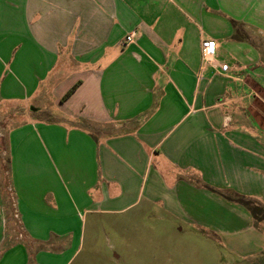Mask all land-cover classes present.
<instances>
[{
    "label": "crops",
    "instance_id": "1",
    "mask_svg": "<svg viewBox=\"0 0 264 264\" xmlns=\"http://www.w3.org/2000/svg\"><path fill=\"white\" fill-rule=\"evenodd\" d=\"M0 102L26 108L7 137L23 238L0 188V264H68L88 214L141 199L264 232L204 187L264 204V0H0Z\"/></svg>",
    "mask_w": 264,
    "mask_h": 264
},
{
    "label": "rangeland",
    "instance_id": "2",
    "mask_svg": "<svg viewBox=\"0 0 264 264\" xmlns=\"http://www.w3.org/2000/svg\"><path fill=\"white\" fill-rule=\"evenodd\" d=\"M25 109L0 102V188L7 202L8 228L15 236L20 227L11 190L7 137L21 118L9 119V114L20 116ZM246 225L236 217L235 227L245 228L244 232L221 237L171 215L161 204L141 199L123 211L88 214L68 264H264V232H250ZM258 227L263 228L264 221ZM10 240L16 241L12 236Z\"/></svg>",
    "mask_w": 264,
    "mask_h": 264
},
{
    "label": "trees",
    "instance_id": "3",
    "mask_svg": "<svg viewBox=\"0 0 264 264\" xmlns=\"http://www.w3.org/2000/svg\"><path fill=\"white\" fill-rule=\"evenodd\" d=\"M78 87V84L75 85L66 95V97H69L71 94H73V92L76 90V88ZM205 188H208L210 190H213L215 192H218L219 194H221L224 198H226L229 201L238 203L240 205H243L244 207H246L250 213L253 216V219L255 221V225L258 227L259 224L261 222L264 221V204L251 199L249 197L240 195L236 192L233 191H225V192H221V191H216L214 189H212L211 187L204 185Z\"/></svg>",
    "mask_w": 264,
    "mask_h": 264
},
{
    "label": "built area",
    "instance_id": "4",
    "mask_svg": "<svg viewBox=\"0 0 264 264\" xmlns=\"http://www.w3.org/2000/svg\"><path fill=\"white\" fill-rule=\"evenodd\" d=\"M134 37H135L134 34H130V35H128L127 38H126L127 43H128V44H129V43H132V42L134 41ZM214 53H215V45H214L213 43H211V42H207V43H205V54H206L207 56H213ZM222 69H223V71H227V70L229 69V66L224 64V65H222ZM14 206H15V201H14ZM15 211H16V210H15ZM15 217L18 219L19 227H21V226H20V223H21V222H20L19 215H18L17 212H15ZM20 230H22V228H20ZM18 234H19L18 237L23 238V235L20 234V231L18 232Z\"/></svg>",
    "mask_w": 264,
    "mask_h": 264
}]
</instances>
